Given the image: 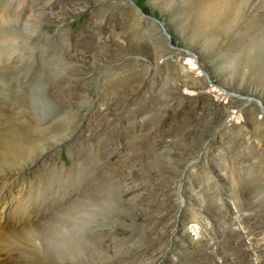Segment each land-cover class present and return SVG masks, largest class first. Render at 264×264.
Masks as SVG:
<instances>
[{
  "label": "rangeland",
  "instance_id": "obj_1",
  "mask_svg": "<svg viewBox=\"0 0 264 264\" xmlns=\"http://www.w3.org/2000/svg\"><path fill=\"white\" fill-rule=\"evenodd\" d=\"M209 4L24 0L40 8L20 15L28 46H57L30 57L26 86L72 119L60 144L38 142L12 166L24 171L16 184L0 163L1 235L10 225L39 238L5 254L0 243V264H264V52ZM58 57L53 81L44 68ZM17 97L0 104V125L35 127ZM74 164L94 170L91 183L65 181ZM54 170L63 181L47 188L40 177Z\"/></svg>",
  "mask_w": 264,
  "mask_h": 264
},
{
  "label": "bare ground",
  "instance_id": "obj_2",
  "mask_svg": "<svg viewBox=\"0 0 264 264\" xmlns=\"http://www.w3.org/2000/svg\"><path fill=\"white\" fill-rule=\"evenodd\" d=\"M209 1H210L209 5L212 6V8L218 9L220 12L219 14L225 20V26L223 25L224 30L226 31L230 30L227 25L228 23H230L231 25L234 26V29H232V32H233L232 37H234L235 40L237 39L238 42L253 47L254 50L257 49V50H262L264 52V0H209ZM10 2L11 0H0V104L2 103L3 105L7 104V102L9 103V101L11 100V97L13 96L17 97L14 94V88H13L14 85L20 84V85L26 86V75L24 73L28 71V68L30 65V61H29L30 57H34L35 59L44 58L45 53H47L48 51L51 52L53 49L57 47L54 44H50L46 48H42L40 51H35L32 48V46L29 47L26 36L30 32V28H29L30 24L26 20L24 21V19H22L20 15L26 14L27 11L30 14H34L35 12L37 13L40 8L36 7L35 5L32 8H30V5L29 6L23 5L24 0H19V3L21 5H10ZM46 65L47 67L44 68V71L52 73L53 81H57L56 79H57L58 72L60 69L64 67L63 60L58 57L49 62L47 61ZM190 65H193V64L190 62ZM65 69H67V67ZM57 84L58 83H56L55 85ZM25 88L28 89L29 92L22 94V96L20 97L18 96L20 99L24 96L26 97L25 99L22 98L20 105L26 107V111H25L26 115L34 123L35 127L30 128L32 126L29 127V125L25 123L13 124L7 121L3 122L0 125V163H5L7 165L3 167V170L5 172H8V173H10L11 171L14 173L18 172L14 180L15 184L23 176L21 174L24 171L20 169H16L15 167H12V166L17 165L20 159L32 158L35 155V153L38 152L37 150H39L37 149L38 142H40L42 145L47 141H50L48 143H52L54 145L60 144L61 140L57 137L58 133L56 132L67 131L69 128L71 119H72V114L68 113V111H64L60 108H55L51 106L50 102H47L44 100L39 102L40 97H37V94L34 92L31 85H27ZM210 89H212V91H216L212 86H210ZM39 103L45 109L42 116L38 114V110H37V105ZM60 113L61 114L63 113L64 116L57 118L54 124L46 128L38 127L41 125L40 122L43 123L47 119H52L53 117L58 116ZM43 147L41 148L42 150L44 149ZM89 164L94 165L92 162L91 163L89 162ZM74 165H77V164H74ZM78 165H77V168H78L77 173L73 176L71 175L67 176L65 178V181H68L71 184H74L76 182L81 184L82 182H84L87 185L91 183L93 176H94L93 174L95 173L94 170L91 171L90 169V171L85 172L84 168L82 167L83 168L82 169ZM1 171L2 170L0 169V172ZM2 177L3 178H0V196H1L0 198L1 200L3 198V191H5L7 188L3 186L5 182L3 180L5 178L4 174L2 175ZM59 180H62V179H60V172L58 170H54L52 172V176L43 175L40 177L41 183L47 185V188L51 187L50 186L51 184H55V183L58 184V182H60ZM2 187H5V188H2ZM103 190L104 189L102 187H99L97 189V194H103ZM27 191L29 193L28 196L30 198L32 196H35L37 192L32 187H30L29 190ZM104 209L105 208L98 207V210L101 211L102 214L108 211ZM3 217H2V220H3ZM9 218L10 217L8 215V219ZM24 224H27V223H23V225ZM10 228H12L10 227V225L6 226V229L9 232L4 233L3 235H1V233L4 232V229H3V232H0V235L3 237L2 240L0 239L1 247L3 249L1 251L2 254L9 253L10 251L15 252L14 249L12 250V248H13V245L16 246L15 245L16 242H19L20 240L19 238H22L24 240L23 242L25 243L27 242V245L28 243H30L31 245L36 246V244L38 243L39 238L36 234L27 233V230L25 232L24 229H20L19 231H23V230L24 231L22 232V234L20 233L19 235L20 237L16 238V235L18 232H14L15 230L10 232L12 230ZM23 242L21 241L20 243H23ZM25 243L23 245H26ZM17 249H18V246H17ZM20 250L23 252L25 251L26 253H29V251L25 249V246L24 247L22 246ZM89 250L87 252H89Z\"/></svg>",
  "mask_w": 264,
  "mask_h": 264
},
{
  "label": "water",
  "instance_id": "obj_3",
  "mask_svg": "<svg viewBox=\"0 0 264 264\" xmlns=\"http://www.w3.org/2000/svg\"><path fill=\"white\" fill-rule=\"evenodd\" d=\"M159 25H160V27H161V29H162V31H163V33H164V35L166 36V38H170V36L168 35V33L165 31V29H164V27H163V25H162V23H160L158 20H156V19H154ZM205 77H206V79H207V82H208V85L210 86L211 84H210V81L208 80V78H207V76L205 75Z\"/></svg>",
  "mask_w": 264,
  "mask_h": 264
}]
</instances>
